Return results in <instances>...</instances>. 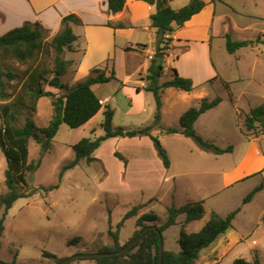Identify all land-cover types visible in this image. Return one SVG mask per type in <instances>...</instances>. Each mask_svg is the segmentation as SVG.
Segmentation results:
<instances>
[{
	"label": "rangeland",
	"instance_id": "obj_1",
	"mask_svg": "<svg viewBox=\"0 0 264 264\" xmlns=\"http://www.w3.org/2000/svg\"><path fill=\"white\" fill-rule=\"evenodd\" d=\"M184 1L178 0L171 6L177 9L176 7H179L177 5ZM223 1L225 3H217L214 26L216 34L225 31L233 39L252 40L260 36L261 40H264V0ZM142 34L144 35V33ZM52 38L51 33L46 32L45 40L51 41ZM200 46L196 47L199 53L203 51ZM185 47V45L174 46L172 42L171 47L166 51L165 62L169 58L175 59ZM137 49L144 50L145 46H138ZM46 58L39 55L37 59L26 63H20L11 58L0 59V65L3 69L11 68L14 72L21 74L29 65H35ZM53 58L54 53L49 58L51 67L54 64ZM202 61L200 58L199 63H195L199 64L200 70L205 76L209 67L217 66L222 77L227 80L236 79L239 75L243 78L246 77L245 80L234 86V108L238 106L242 111H248L245 110L246 107L253 106L264 99L263 43L243 47L233 54L226 49V38L216 36L213 40V50H209L208 61L206 56L204 63ZM238 65H240V69H238ZM90 73L81 72L80 78L74 82L77 75L75 72L67 70L64 81L74 85L77 81L86 79ZM126 73L125 69L119 68L118 75L120 77H126ZM141 75L142 78H145L144 72ZM171 75L169 67V71L164 72L160 80L171 79ZM132 79H135L134 75ZM211 83L199 86L197 91L205 88L209 97L214 94L221 96L222 93H226L224 84L219 78L215 81L211 80ZM19 85L18 80L10 81L6 85V91L12 94V97L6 100L0 96V128L5 123L3 108L6 103L14 100V94L18 91ZM120 87L121 80L118 77L106 83L96 84L94 87L100 96H110L108 104L115 109L114 126L133 129L154 124L156 100L153 93L145 90L138 97L140 106L135 114L125 115L130 100L122 94ZM46 88L60 94L58 89L48 85ZM163 90L166 107L161 127H154L152 133L160 138L171 159L173 157L175 169L172 173L178 172L177 167H179V171L187 168L179 160L183 158L199 166L200 172L197 175L199 182L207 181L209 176L202 170L210 165L211 161L209 162L206 157H212V155L208 153L201 155L200 151L194 154L189 153L190 148L199 146L195 139L162 131V128L178 127V125L180 127V121L175 120V110L169 107L172 96L166 88ZM211 97L213 98V96ZM178 101V107L181 109L187 108L191 103L196 105L193 99ZM224 104V107L216 114L217 116L215 115V125L222 133L223 140L233 141L239 147L245 139L237 129L235 109L228 100ZM12 111L16 115L14 119L16 125L24 124L26 117L31 115L37 125L47 126L54 115L52 99L48 97L39 99L36 111L20 107H13ZM242 119L240 118V126ZM103 121L104 115L101 113L93 121L91 132L87 129L85 136L103 135L105 133ZM78 136L79 133L75 128L63 123L53 139L51 152L43 158L39 169L34 174L27 173L30 187H51L54 185H58V187L49 191L40 190L30 197L19 198L9 209L5 220V232L1 238L0 260L7 263L15 261V264H57L54 258L45 256V252L54 253L60 258H68L79 253L95 251L103 245L112 246L114 241L110 229L116 231L124 215L134 206L140 204H144V206L138 210L137 215L128 218L120 229L121 243L124 244L134 236L135 231L139 229L136 223L137 219L146 212L154 211L158 214L157 224L166 221L168 207L174 201L171 196L173 180L169 178V169L164 166L149 136L109 138L96 150L100 160L91 164L83 160L77 166L66 170L61 177L64 166L75 157V151L71 144L77 141ZM261 143L264 148V137ZM40 149V144L31 138L29 161L37 160L40 157ZM203 150L208 152V149ZM116 151L121 152L128 159L127 164L115 155ZM219 158L221 167L225 168L231 165L236 157L224 154ZM7 166V158L0 145V195L6 193L8 189L5 181ZM185 171L187 170L183 172ZM194 177L195 175L190 173V175L179 177L178 180L183 185ZM247 179V181L234 184L229 188L221 186L216 200L220 201L218 205L222 213L226 214L238 207L243 208L244 199L252 191L253 183L256 184L264 180V173L259 172ZM176 201L182 200L179 198ZM204 206L207 210L205 217L201 221L187 226L188 232L199 231L210 219L214 212V203L207 201V203L204 202ZM263 209L264 191L257 195L254 203L243 209L244 211L236 220L237 230L243 233L245 238L236 242L233 240L232 242L221 241L218 245L205 248L198 264H232L239 258H243L251 264H256V260H258V264H264V218H260ZM2 212L3 208H0V214ZM185 217V214L180 215L177 223L164 231L165 249L172 251L181 249L179 239ZM236 233L237 231L233 234ZM78 236L81 237L78 242L69 244L70 240ZM254 240L257 241V244H253ZM67 264L97 263L93 258H77Z\"/></svg>",
	"mask_w": 264,
	"mask_h": 264
},
{
	"label": "trees",
	"instance_id": "obj_2",
	"mask_svg": "<svg viewBox=\"0 0 264 264\" xmlns=\"http://www.w3.org/2000/svg\"><path fill=\"white\" fill-rule=\"evenodd\" d=\"M150 4L156 5V11L151 16V24L156 28V40L154 45V55L151 58L150 66L146 74V90L151 91L156 100V112L154 124L127 129L123 126H114L113 120L115 109L109 104L103 105L101 98L95 92L93 86L99 83H106L116 79L114 69L107 74L106 67H95L91 70L90 75L74 85L64 81L67 73L69 60L66 59V53L74 50V45L78 36L75 34L72 24H83L82 19L72 13L62 18L61 30L53 36L51 41L45 40L48 29L39 22L25 21L22 25L15 27L8 32L0 35V59H16L20 63H26L30 60L37 59L39 55L47 57L45 60L29 65L21 74L14 72L11 68L3 69L0 65V96L3 99H9L12 94L6 91V85L10 81L18 80L19 89L14 94V100L6 103L4 106L5 123L0 128V145L7 158V169L5 171V181L7 192L0 195V208H3L0 214V248L2 247V237L5 232V220L9 209L14 203L22 197H30L40 190L49 191L58 187H30L27 173L34 174L42 164L43 158L49 154L53 147V139L57 135L60 126L67 123L71 128H78L90 121L95 115L103 109L104 121L103 135L93 137L84 136L72 147L75 151V157L71 162L66 164L61 173L71 169L83 160L88 164L100 160L95 156L96 150L102 143L109 138L114 137H142L149 136L156 148L158 156L163 161L164 166L169 169L171 158L167 149L158 136L152 131L154 127H161L163 117L162 92L164 88L175 87L178 89L191 91L194 83L191 78L180 76L176 69L173 77L163 83L160 78L165 71L166 51L171 47L173 38L171 33L176 27H182L190 20L193 15L199 13L206 5L204 0H191L187 5L180 9H174L171 0H146ZM109 11L117 13L125 8L126 0H108ZM110 26L125 27L124 23L114 25L109 22ZM226 49L229 53H235L239 49L247 46H255L263 43L261 37L256 39H233L229 33H226ZM144 46V45H142ZM54 53V64L51 67L49 58ZM49 56V58H48ZM6 79V80H5ZM46 85L58 89L60 94L46 88ZM140 91V88H138ZM48 97L52 99L54 115L47 126H39L28 115L24 124L16 125L14 123L15 112L13 107L28 108L30 111L37 110V102L40 98ZM222 101L221 96L212 99L204 97L200 100L198 106H192L187 109L180 118V127L162 128L169 134L183 133L187 137L195 139L204 149H210L217 154L232 152L233 145L222 148L215 143L206 140L198 133L195 128V122L206 111L217 107ZM241 132L247 137H257L264 134V104L252 107L249 111L240 113ZM36 140L40 146V157L37 160L29 161V141ZM115 155L123 160L126 164L128 159L119 151ZM260 187L253 189L244 199L249 202ZM144 204L134 206L123 217L118 224L117 230L110 229L114 244L103 245L91 252H111L121 249L125 244L120 240V229L125 221L137 215L138 210ZM241 207L230 211L226 216H221L217 212H212L210 219L205 225L196 232H187L186 224L191 221L201 219L206 214L203 201L190 202L182 206L172 204L168 207V217L162 224H157L159 216L156 212H146L137 219V229L134 236L140 234L144 227L157 225L158 229L164 231L177 223L178 217L185 214V220L182 224L179 251L165 249L163 255V264H198L202 251L214 245L222 235L234 228V219L240 212ZM132 237V238H133ZM131 238V239H132ZM81 239L80 236L69 241V244H75ZM130 239V240H131ZM45 256L52 257L56 262L64 258L58 257L51 252H45ZM97 264H160V239L156 229L149 228L145 230L140 239L128 250L113 255L99 256L93 258ZM15 264V261L9 263ZM232 264H251L243 258L236 259ZM258 264V260H256Z\"/></svg>",
	"mask_w": 264,
	"mask_h": 264
},
{
	"label": "crops",
	"instance_id": "obj_3",
	"mask_svg": "<svg viewBox=\"0 0 264 264\" xmlns=\"http://www.w3.org/2000/svg\"><path fill=\"white\" fill-rule=\"evenodd\" d=\"M204 1L206 5L199 13L193 15L184 26L176 27L170 34L173 38L174 46L185 45L186 47L175 59L169 58V60L164 63V72L169 71L170 67L172 78L173 74L176 73L174 69H176L180 76L193 80L194 88L191 91H186L175 87H167V91L172 96L169 107L175 110V120L180 121L182 114L189 109V107L198 106L202 98L209 97L205 88L200 89L199 92L197 91L199 86L211 83V80L215 81L219 78L224 84L226 93H222V101L217 107L206 111L197 119L195 128L206 140L222 148L233 145L232 152L224 154L234 155L236 158L233 159L231 165L223 168L219 163V157L224 154L218 155L210 149L207 150L208 152H205V150H203L204 148L200 145L198 146L199 148L192 147L189 153L194 154L200 151L202 153L201 155L204 153L212 155V157H206V159H209V162H211L207 168L204 167L202 170V172L209 176L207 181L204 180V182H199L197 179V175L200 172L198 170L199 166L183 158L179 160L182 165L187 168L182 170L187 171H179V167H177L176 169L178 172L172 173L175 169L173 157L169 168V178L173 180L171 187V196L174 200L173 204L179 207L190 202L203 201L207 203V201H213V211L221 216H226L230 211L226 212V214L222 213L218 205L220 201L216 200L221 190L220 188L223 185L225 188H229L234 184L247 181L249 176H253L259 172L264 173V148L261 143L264 134L257 137H247L241 132L239 123L242 109L237 105V107L234 108L235 101L233 95L235 94L233 89L235 84H239V82L245 80L246 77L243 78L239 75L236 79L227 80L222 77L217 66L209 67V71L205 76L203 71L200 70L199 64L195 63H199L200 58L201 61L203 60L202 63H204L205 56L208 61L209 50H213L214 38H216V36H223L225 38L227 33L222 31L220 34H216L214 30L218 7L217 3L225 2L223 0ZM176 2H178V0H172L171 5ZM184 2L187 3L184 4ZM184 2L178 4L177 6L179 7H176V10L188 4L190 0H185ZM155 11L156 5L150 4L146 0H126L125 8L117 13L109 11L108 0H0V35L22 25L25 21H39L48 29L49 33L54 36L61 30L62 18L64 16L72 13L78 15L82 19L83 24H72V28L78 36V39L75 42L74 50L66 53V59L69 60L68 70L75 72L77 75L74 82L80 78L81 72L89 74L95 67H106L107 74H110L112 69H114L116 76L121 80L120 90L122 94L130 100L125 115H132L135 114L140 106L138 97L146 90V74L150 66L151 58L155 52L156 28L151 24V16ZM109 22H112L114 25L124 23L126 26L114 27L110 26ZM142 33H144V35ZM142 45L145 46L144 50L137 49L138 46ZM195 45H201L200 47H202L201 50L203 51L201 53L197 52V46ZM237 67L240 69V65ZM119 68L127 71L126 77L122 78L118 75ZM142 72L145 73V78H142ZM133 75L135 79H132ZM167 80H169V78L160 80V83ZM253 80L256 81L257 79ZM203 81L204 83H202ZM95 86L96 84L93 88ZM138 88H140V91H138ZM163 93L164 90L162 92V113L164 115L166 104L164 102ZM97 95L103 100L107 98L110 100V96L102 97L98 93ZM211 96L214 98V96L216 97L217 95L214 94ZM211 96L209 97L210 99H212ZM188 99H193L196 105L191 103L187 108L185 107V109L178 107V100ZM227 100L235 109L237 129H239L241 136L245 139L239 147L233 141L223 140L222 138L224 137H222V133L215 125V115L220 112ZM106 103L108 104V101ZM261 104H264V99L253 106L246 107L245 110L249 111L252 107ZM101 113L103 114V109L86 124L75 128L79 136L77 141L73 142L71 146L85 136L87 129L91 132L93 121L97 119ZM173 134L178 136L184 135L183 133ZM95 156L98 157L97 151L95 152ZM176 166H178V163H176ZM190 173L194 174L195 177L181 185L178 178L190 175ZM261 176L263 177L262 174ZM217 181L220 182L216 183ZM256 187H260V190L255 193L251 201L246 202L243 208L241 207L240 212L234 219V228L225 233L223 237L221 236L214 245H218L221 241L227 240L228 242H232L233 240V242H236L245 238V235H242L243 233L237 230L236 220L242 211H244L243 209H245L247 205L254 203L255 199H257V195L264 191V180L256 184L253 183L252 188L255 189ZM179 198L182 201H176ZM260 218H264V209L260 214ZM201 219L186 224L185 229L187 226L201 221ZM235 231H237V233L233 234ZM253 244H257V241L254 240Z\"/></svg>",
	"mask_w": 264,
	"mask_h": 264
},
{
	"label": "water",
	"instance_id": "obj_4",
	"mask_svg": "<svg viewBox=\"0 0 264 264\" xmlns=\"http://www.w3.org/2000/svg\"><path fill=\"white\" fill-rule=\"evenodd\" d=\"M149 228L156 229L158 234H159L160 256H161L160 264H163V255H164V251H165L164 237H163V233L158 229L157 225L144 227L140 234H138L137 236L133 237L131 240H129V242L127 244H125L121 249H119L117 251H111V252H83V253L76 254V255H74L72 257L64 258L60 262H58L57 264H67V263H69L72 260L77 259V258H96V257H99V256H107V255H113V254H116V253L125 252L130 247H132L140 239L142 233L145 230L149 229ZM0 264H9V263L0 260Z\"/></svg>",
	"mask_w": 264,
	"mask_h": 264
},
{
	"label": "built area",
	"instance_id": "obj_5",
	"mask_svg": "<svg viewBox=\"0 0 264 264\" xmlns=\"http://www.w3.org/2000/svg\"><path fill=\"white\" fill-rule=\"evenodd\" d=\"M107 101H109V99L107 98V99H101V103L104 105Z\"/></svg>",
	"mask_w": 264,
	"mask_h": 264
}]
</instances>
